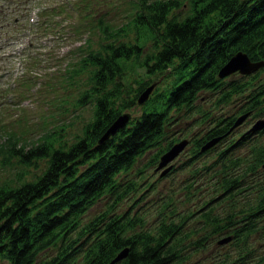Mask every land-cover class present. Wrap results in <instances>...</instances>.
Masks as SVG:
<instances>
[{
	"label": "trees",
	"instance_id": "obj_1",
	"mask_svg": "<svg viewBox=\"0 0 264 264\" xmlns=\"http://www.w3.org/2000/svg\"><path fill=\"white\" fill-rule=\"evenodd\" d=\"M82 1L79 10L92 13L87 0ZM132 2L126 22L113 26L98 20L103 35L99 47H88L81 63L71 68L74 74L89 68V85L80 89L75 102L92 100L94 111L81 133L68 141L60 124L26 144L1 127L7 136L5 158L16 156L24 166L37 168L41 160L42 165L30 177L22 169L20 178L0 182V264H108L124 247L127 254L113 264H192L191 252L202 248L214 233L230 235L236 253L223 252L213 264H264V252L248 244L253 231L264 234V174L257 173L264 162V140L254 137L246 154H234L241 141L264 131L263 125L241 131L234 144L217 149L216 158L202 166L211 169L216 164L210 170L215 176L213 188L230 200L235 199L236 189L253 187L243 205L219 212L211 203L198 212V226H186L192 212L175 220L174 209L167 208L170 202L165 201L156 225L149 228L143 226L144 214L114 211L133 195L137 184L121 175L151 148L154 153L147 164H157L160 154L180 138L165 128L173 112L184 108L185 113L196 111L205 117L193 104L201 91L218 90L217 101L224 102L249 88L234 114L219 117L200 135L188 138L194 154L215 148L238 126L232 124L241 113L248 111L246 117L254 120L264 117V61L252 72H233L242 77L227 81L224 77L232 73L218 76L219 68L237 50L252 60H264V0ZM42 13L44 17L45 10ZM42 21L49 23L45 17ZM80 46L75 45L76 50ZM131 73L139 77L133 79ZM152 82L148 98L139 103L140 113L98 142L110 122L123 110L130 112L140 91ZM212 137L218 139L201 149ZM239 166L243 168L237 170ZM246 174L251 182H244ZM102 196L109 197L107 207L80 224L85 208ZM45 251L50 252L38 258Z\"/></svg>",
	"mask_w": 264,
	"mask_h": 264
},
{
	"label": "rangeland",
	"instance_id": "obj_2",
	"mask_svg": "<svg viewBox=\"0 0 264 264\" xmlns=\"http://www.w3.org/2000/svg\"><path fill=\"white\" fill-rule=\"evenodd\" d=\"M82 0H0V182L20 178V171L26 169L25 177L39 171L42 161L36 166H24L16 160V156L5 158L7 153L6 134L3 129L11 131L20 142L29 144L40 133L58 129L63 125V135L71 141L75 134L81 133L85 122L92 117L93 101L76 103L80 89L89 85L88 69L85 67L78 74L71 73V68L81 63L82 54L89 48L99 47L103 35L97 28L99 19L113 26L126 22L127 12L132 7V0H87L92 13L79 10ZM186 2L184 6H186ZM40 5V6H39ZM74 5V6H72ZM34 6V7H32ZM45 6V7H44ZM184 6L180 9H184ZM39 8H44L43 15L38 16ZM83 12V13H82ZM38 17V21L35 22ZM34 19V20H32ZM38 23V27L35 25ZM76 30L74 27H76ZM129 34L133 35L130 31ZM103 39V38H102ZM81 44L76 50L75 45ZM69 48V49H68ZM89 67V66H88ZM142 74V71H136ZM261 73H263L261 71ZM131 73L133 79L137 76ZM239 76L232 73L225 78L230 80ZM242 77V76H239ZM131 78V79H132ZM233 94L227 101H217L218 90L201 91L195 99V105L205 112L202 113L174 111L166 125L176 137L200 135L208 125L222 116L232 115L248 93ZM141 104L136 103L129 109L131 115L140 113ZM254 118H244L226 137L220 140L215 148L194 154L190 151L191 140L170 160L171 171L159 175L155 163L147 164L154 148L140 155L132 167L121 175V179H134L136 189L133 195L125 198L114 207L116 213L125 210L144 214L145 228L156 225L158 212L162 210L163 201L170 202L168 207L174 209L173 218L192 212L187 218L186 226H198L201 218L200 210L213 204V210L219 212L230 209L237 204L243 205L251 198L253 187L235 190V202L214 189L215 176H210L211 169L202 167L216 158V150L226 144H234L241 131L250 127ZM264 140V131L245 138L239 143L234 154H244L251 146L253 138ZM196 152V151H195ZM197 153V152H196ZM247 153V152H246ZM245 153V154H246ZM193 154V155H192ZM147 164V165H145ZM239 166L237 170H241ZM138 170H141L138 172ZM257 173L264 174V166L258 167ZM247 176V177H246ZM244 176V182H251L250 175ZM209 198L210 203L203 204ZM237 199V200H236ZM109 197L102 196L85 208L81 214L80 224L88 221L95 214L107 207ZM203 202V203H202ZM201 233V229L197 230ZM218 235L210 236L202 248H197L188 259L192 264H213L229 251L236 253L230 241L218 243ZM257 252H264V234L262 230L253 231L249 242ZM54 249L51 247L49 250ZM50 251L39 254L43 258Z\"/></svg>",
	"mask_w": 264,
	"mask_h": 264
},
{
	"label": "water",
	"instance_id": "obj_3",
	"mask_svg": "<svg viewBox=\"0 0 264 264\" xmlns=\"http://www.w3.org/2000/svg\"><path fill=\"white\" fill-rule=\"evenodd\" d=\"M264 60H252L246 52L243 50H237V52H234L228 59L227 62L224 63L220 68H219V73L218 76L222 77L227 74L233 73L234 71H239L240 73H248L249 71L252 72L256 68L259 67L263 63ZM154 83H150L147 85V87H143V89L140 91L138 94L137 102L138 103H143L146 98H148V95L152 89ZM248 111L241 113L238 115L232 126H235L236 124L240 123L247 115ZM131 114L128 111H124L119 113L113 121L110 122V124L106 127V129L102 132V134L98 138V142H101L103 138L105 139L108 137L110 134H113L114 132L118 131V129L124 125L128 120H130ZM264 126V117H260L255 119L250 127L246 130L248 131H254L259 128ZM186 137H183L175 142H173L169 147H167V150H164L160 156H159V161L157 162L155 169L160 170V174H163L164 172L168 171V168L170 167V164L168 161H170L181 149H183L184 145L187 143ZM218 137H212L208 139L205 143L202 144V148H207L211 144H213ZM168 163V164H167ZM264 166V162L262 163ZM230 235H222L219 238H217L218 243H224L230 239ZM128 247H124L119 249V251L116 253V255L109 261L108 264H113L116 260H119L120 258H123L124 255L127 254Z\"/></svg>",
	"mask_w": 264,
	"mask_h": 264
}]
</instances>
